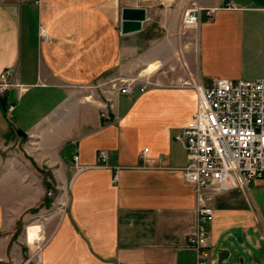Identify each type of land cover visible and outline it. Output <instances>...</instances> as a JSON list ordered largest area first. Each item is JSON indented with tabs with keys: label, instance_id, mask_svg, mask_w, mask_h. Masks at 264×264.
Here are the masks:
<instances>
[{
	"label": "crops",
	"instance_id": "0c3cea01",
	"mask_svg": "<svg viewBox=\"0 0 264 264\" xmlns=\"http://www.w3.org/2000/svg\"><path fill=\"white\" fill-rule=\"evenodd\" d=\"M194 6L203 16L189 30ZM125 7L146 11L140 29L123 32ZM10 68L24 87L5 96L11 114L0 100V264H27L23 221L43 212L38 264H197L186 244L196 194L176 136L197 85L264 76V0H0V75ZM101 149L117 183L112 168H75V155L92 166ZM211 205L210 264H264V183Z\"/></svg>",
	"mask_w": 264,
	"mask_h": 264
},
{
	"label": "built area",
	"instance_id": "2783aa9c",
	"mask_svg": "<svg viewBox=\"0 0 264 264\" xmlns=\"http://www.w3.org/2000/svg\"><path fill=\"white\" fill-rule=\"evenodd\" d=\"M213 11L206 10V14ZM202 16V8L191 7L185 12L183 23L187 28L197 26ZM40 31L46 37L44 28ZM135 81L125 80L121 91L131 93ZM14 86L24 87L10 68L0 75V96H6ZM196 89L197 109L176 138L187 154L184 177L194 186L196 194V219L186 244L196 250L197 264H210L208 240L209 225L215 215L213 197L230 189L245 190L252 183H264V76L252 80L214 77ZM15 108V102H7L8 114ZM148 151L149 148L143 150L145 158ZM109 161L110 154L105 149L98 151L92 166L81 164L78 154L74 156L77 171L111 167L117 183L120 167L111 166ZM145 161L153 163L149 158Z\"/></svg>",
	"mask_w": 264,
	"mask_h": 264
},
{
	"label": "rangeland",
	"instance_id": "374dc122",
	"mask_svg": "<svg viewBox=\"0 0 264 264\" xmlns=\"http://www.w3.org/2000/svg\"><path fill=\"white\" fill-rule=\"evenodd\" d=\"M214 10V9H213ZM185 15V14H184ZM211 15V14H210ZM195 28H193V29H196V27L197 26H194ZM189 30H191L190 28H189ZM127 67H128V65H127ZM149 67V66H148ZM142 69H144V68H142ZM139 71H142V70H139ZM125 80H127V79H122V82L124 83V85H125ZM128 80H132V81H134V79L133 78H128ZM115 85V84H114ZM103 113H105V115H103V116H107V114H106V112H103ZM144 156V155H143ZM145 157V156H144ZM110 162V161H109ZM146 162V161H145ZM147 163V162H146ZM148 164V163H147ZM111 165V164H110ZM112 166V165H111ZM114 167V166H113ZM116 167V166H115ZM120 167V166H119ZM103 168V167H102ZM106 168V167H105ZM107 168H111V167H107ZM113 169V168H112ZM121 169V168H120ZM113 176H114V171H113ZM113 182H114V180H113ZM49 194H51V193H49ZM47 196H50V195H47ZM52 196H54V195H52ZM46 215H47V212H43V213H41L40 215H37V214H34V213H32V214H30V215H28L27 217H26V220L25 221H23V226H22V231H21V238H22V240H24L25 241V243H23L22 245L24 246V249H23V256H24V258H23V262L25 261V263H27V264H38L37 262H38V254H39V252L41 251V248H42V246H43V244H44V242L46 241V237L43 235V236H41V233H39V230L41 229L40 227H39V223H41L42 224V221H44V219H45V217H46ZM35 223V224H34ZM26 227H29V231H31V236L33 235V236H35L36 234H38V235H40L39 236V238H41L37 243H35V244H30L31 245V252L29 251L30 249H29V247H28V243L26 242V238H25V235H26ZM27 235H28V231H27ZM29 235V236H30ZM34 242H36V241H33V243ZM31 253H33L32 255H33V257H34V260H35V262H27L28 261V259H29V254H31ZM6 264H11V263H6Z\"/></svg>",
	"mask_w": 264,
	"mask_h": 264
},
{
	"label": "water",
	"instance_id": "95a60500",
	"mask_svg": "<svg viewBox=\"0 0 264 264\" xmlns=\"http://www.w3.org/2000/svg\"><path fill=\"white\" fill-rule=\"evenodd\" d=\"M146 19V11L142 8H130L125 7L122 11V23H123V32L133 31L140 29L142 26V21ZM23 132H18L21 134ZM238 239H241V236L238 232Z\"/></svg>",
	"mask_w": 264,
	"mask_h": 264
},
{
	"label": "trees",
	"instance_id": "16d2710c",
	"mask_svg": "<svg viewBox=\"0 0 264 264\" xmlns=\"http://www.w3.org/2000/svg\"><path fill=\"white\" fill-rule=\"evenodd\" d=\"M0 100H1V102H2L3 105H5L6 102H7L5 96H0ZM5 108H6V107H5ZM47 187H48V188H51V185H50L48 182H47ZM51 203H52V199H51V198H46L45 201L43 202V205L46 206V207H49V206L51 205ZM33 210H34V211H38L39 209L36 208V209H33ZM18 233H19V230H17V232H16V234H15V238H16V236L18 235Z\"/></svg>",
	"mask_w": 264,
	"mask_h": 264
},
{
	"label": "bare ground",
	"instance_id": "6f19581e",
	"mask_svg": "<svg viewBox=\"0 0 264 264\" xmlns=\"http://www.w3.org/2000/svg\"><path fill=\"white\" fill-rule=\"evenodd\" d=\"M159 67V65H155V66H151L150 68L146 69L143 71V73H149V72H152L153 70L157 69ZM40 233V232H39ZM40 235L36 234L35 236H32L33 237V240L38 242L41 238H39Z\"/></svg>",
	"mask_w": 264,
	"mask_h": 264
}]
</instances>
